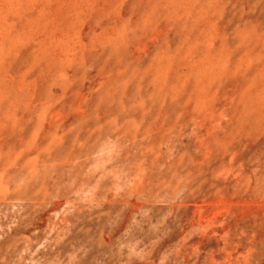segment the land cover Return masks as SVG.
Returning a JSON list of instances; mask_svg holds the SVG:
<instances>
[{"label":"rangeland","instance_id":"obj_1","mask_svg":"<svg viewBox=\"0 0 264 264\" xmlns=\"http://www.w3.org/2000/svg\"><path fill=\"white\" fill-rule=\"evenodd\" d=\"M0 264H264V0H0Z\"/></svg>","mask_w":264,"mask_h":264}]
</instances>
